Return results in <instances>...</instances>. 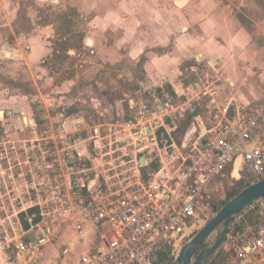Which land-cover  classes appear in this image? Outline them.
Segmentation results:
<instances>
[{"label":"built area","instance_id":"obj_1","mask_svg":"<svg viewBox=\"0 0 264 264\" xmlns=\"http://www.w3.org/2000/svg\"><path fill=\"white\" fill-rule=\"evenodd\" d=\"M215 119L211 133L178 152L161 148L155 133L136 134L134 144L151 139L155 147L150 153L155 157L144 156V164L139 155L146 147L131 155L125 147L110 148L87 163L74 153L75 136L66 133L3 145L0 176L7 169L12 178L0 177V244L10 263L41 264L44 247L65 225L81 235L87 224L96 240L80 264L174 260L210 217L239 159L241 179L254 184L264 179V98ZM94 134L90 141L97 152L101 136ZM117 151L123 155L115 157ZM155 161L157 170L151 167ZM18 184L26 191L21 193ZM241 213L225 234L230 264H264V197ZM248 215L254 216L253 223Z\"/></svg>","mask_w":264,"mask_h":264},{"label":"rangeland","instance_id":"obj_2","mask_svg":"<svg viewBox=\"0 0 264 264\" xmlns=\"http://www.w3.org/2000/svg\"><path fill=\"white\" fill-rule=\"evenodd\" d=\"M78 3L80 0L9 1L7 14L9 18L13 19V22L7 25V28L5 27L6 35L2 33L9 44L6 49L5 72H11L16 68L17 63H25L24 55L30 46L27 38L31 34L44 39L50 37L52 47L57 41L64 40V38L73 39L74 44L77 45L80 39L79 33L96 40L93 43L95 45L93 48H86L84 44L82 48L70 50L59 62L51 61V57L44 61H47L48 66L51 67L50 70L57 85L71 77L75 78V89L71 88L72 93L66 95L69 99L67 101L76 105L74 106L76 110L83 111L82 115L87 118L89 126L84 127L79 135L80 140L88 141L86 144L95 158H100V152L101 154L108 153L110 148L116 150L125 147L126 152L124 153L131 155L146 147V150H143L139 155L140 159L144 156L153 159L156 154H150L155 149L151 139L147 142L134 144L140 136L136 134L140 133H147L151 137L155 133L161 148L167 145L171 152H178L192 139L205 136L206 130L214 129L217 124L215 117L223 116L222 111L226 109L227 103L225 100L220 102L224 96L219 94L217 89L213 90L214 86L212 87L214 96L204 95L208 91L205 88L209 86L210 82L217 81L214 72H212L213 75L207 76L209 71H213L215 65H209L208 61L200 62L197 64L198 74L188 70L191 66L190 62L184 63L180 70L176 67L174 74L168 75V78H174L173 83L170 82L171 85L184 86L183 92H178L174 85L165 84L166 75L163 77L156 72L151 75L150 79L143 70L148 61L144 57L145 55L141 56L143 52L148 51L144 45H153L155 48L152 51L157 54V58L160 52L164 55L170 50V47H166L167 42H162L160 39L166 33L171 35L169 27L175 25V18H180V23L181 19L184 20V24L185 21L189 22L193 19L194 23L198 21L197 24H199L206 19L208 14H213V11L224 21L234 19L240 21V18H243L246 21L244 23L246 28L243 27V29L248 35H252L253 39H257L259 41L257 44L264 48V0H83L84 8L80 13L77 8H74ZM191 3H195L196 7L187 9V5H191ZM130 7L132 8L129 9ZM16 9H18L17 15H15ZM136 9H139V15L133 14ZM13 11L14 15H11ZM113 13L116 16L111 19ZM97 15L101 17L99 25L96 24ZM65 17L71 21L70 26L64 24L66 23ZM107 18L110 21L105 24ZM114 20L117 24H112ZM137 20H139V26L135 25ZM103 22L104 24H102ZM16 38H21L24 42L23 45L21 44L23 46L22 55H18L15 51L17 48ZM143 38L147 41L144 44H139L138 39ZM239 39L241 40L243 37H239ZM208 60H211V57ZM172 63L175 66L176 60H173ZM43 65L45 64L43 63ZM180 71L181 74H176ZM9 75H0V83L5 89L20 87L23 93L31 94L32 91L28 83L21 84L18 80H12ZM196 83L201 88L195 86ZM170 87L172 89H169ZM64 104L54 110L61 113L66 108L68 111L69 108ZM28 106L36 108L35 104L31 102ZM4 108L12 110L10 106ZM4 108H0V111L4 112ZM232 108L230 106V110L226 113L233 115ZM47 117L48 115L44 114L32 117V120H28V124L26 123L27 118L23 123L20 114L7 122L4 119L0 120L2 128L0 148L6 147L3 145L9 142L16 143L17 146L20 145L18 142L22 140V137L17 136V133L35 132L38 127L41 128V125L48 123ZM183 121L190 122L184 135L177 132ZM162 129L165 132L160 133ZM94 133H99L101 136L98 145L102 150H97V152L94 150V142L90 141V138L95 136ZM175 147L178 149L175 150ZM122 155L117 151L115 157ZM16 169L14 173H17L18 168ZM3 176L7 181L12 178L7 169L0 177ZM232 182L231 185L225 183L224 192L219 197L222 200L214 201L210 217L206 219L202 228L216 215L214 204L218 206L223 201L225 203L229 189L237 186L238 181L233 180ZM21 184H18V188L23 193L26 188L25 186L21 187ZM228 186L231 187L228 188ZM216 239L217 233H214L205 243L206 247H212ZM198 255L200 253H197Z\"/></svg>","mask_w":264,"mask_h":264},{"label":"crops","instance_id":"obj_3","mask_svg":"<svg viewBox=\"0 0 264 264\" xmlns=\"http://www.w3.org/2000/svg\"><path fill=\"white\" fill-rule=\"evenodd\" d=\"M9 1L12 2V0H0V75L10 74L9 76L12 80H18L21 84L28 83L32 92L31 94L23 93L20 87L5 89L3 84L0 83V108L10 106L12 109L5 110L4 108L5 115L3 119L7 122L17 117V114H20L24 123L25 118L32 120V117H39L41 114L48 115V123L46 125H41V128L38 127L33 133H17V136L22 137V140H24L25 138H41L45 133L71 134L77 140L74 153H81L87 163L94 161V156L86 147L85 142L80 140L79 133L84 130V127L87 128L89 126L87 118L82 115L83 111L80 110L78 112L77 110L75 114L68 116L69 110L67 111L66 108L61 113L54 110L59 109L61 104H64V101V106L69 109L76 106L67 101L69 99L66 96L70 95L72 90L75 89L76 82L75 78H70L57 85L50 68L43 65L44 61L53 55L51 38L47 37V39H44L41 36L31 34L27 38L30 46H28L27 53L24 55L25 63H17L16 68L12 69L11 72H5V66L7 65V61L5 62L7 59L6 49L9 44L2 33L6 35L7 25L13 22V19L9 18L7 14ZM82 1L80 0V3L74 7L78 9L79 13L84 8ZM195 7V3H191L186 8L192 9ZM138 10L136 9L133 14L137 15ZM212 13L208 14L206 19L199 24H197L198 21L194 23L193 19L189 22L185 21L184 24L183 19H181L180 23V18H175V25L169 27L171 35L166 33L160 39L162 42H167L166 47H170V50L164 55L160 52L157 58V54L152 51L155 47L153 45H144L145 48H148L146 49L148 51L143 52L141 56L145 55L144 57L148 60L143 69L147 73V77L151 79V75L158 72L163 77L166 75L164 82L170 85L173 83L172 80L174 78H168V75L174 74L176 67L180 70L186 62H190L189 65L191 66L188 70L192 73L195 72V74L199 72L197 64L200 62L208 61L209 65H215L213 71H209L207 76L213 75L212 72H214L217 76V81L210 82L209 86L205 88L208 91L204 95L210 94L212 96V91L217 89L219 94L224 96L220 103L224 100L227 103L226 109L222 111V114L225 115L230 110V106L233 107L232 110L235 113L238 109L248 108L264 98V48L257 44L259 42L257 39H253L252 35L247 34L245 29H243V27H246L241 21L238 19L224 21L214 11ZM17 14L18 9L15 11V15ZM11 15H14V11L11 12ZM115 16L113 13L110 18L113 19ZM106 21L105 24H108L110 19L107 18ZM100 22L101 17L97 15L96 24L99 25ZM138 22L139 20L135 22V25L139 26L140 23ZM112 24L117 23L114 20ZM239 37H243V39L240 40ZM138 40L139 44H144L147 41L145 38ZM15 41L17 43L15 51L18 55H22L21 49L24 42L21 38H16ZM94 42L96 40L92 38L87 36L84 38L86 48H93L95 46ZM210 57L211 60H208ZM173 60H176L175 66L172 63ZM176 74H181V71L180 73L176 72ZM173 85L178 92H183L185 89L184 86ZM195 86L201 88L197 83ZM187 89L189 90L188 86ZM29 102L35 104L36 108L28 106ZM213 102H215L214 99ZM131 103H134V101H131ZM218 108L220 109V107ZM212 131L213 129L206 130L207 133ZM156 162L159 166V161ZM242 168V161L239 159L235 166L229 170L230 177L227 180V185H231L233 180H241L240 175H243ZM84 228L82 234L78 235L68 225H65L62 228V232L54 236L51 242L44 247L41 264H64L71 259L73 264H80L81 256L91 250L96 240L94 228L88 224ZM56 240L57 242H55ZM72 263L68 262L65 264ZM0 264H11L8 259V252L1 244Z\"/></svg>","mask_w":264,"mask_h":264},{"label":"water","instance_id":"obj_4","mask_svg":"<svg viewBox=\"0 0 264 264\" xmlns=\"http://www.w3.org/2000/svg\"><path fill=\"white\" fill-rule=\"evenodd\" d=\"M5 112H0V120L4 118ZM150 130L148 129V132ZM142 164L145 158L141 159ZM264 197V179L258 181L239 193L228 204H226L211 220L203 227L181 250L180 254L171 264H202L224 243L225 234L229 223L251 204ZM217 233L215 243L203 255L198 258V251L205 245L207 240Z\"/></svg>","mask_w":264,"mask_h":264},{"label":"trees","instance_id":"obj_5","mask_svg":"<svg viewBox=\"0 0 264 264\" xmlns=\"http://www.w3.org/2000/svg\"><path fill=\"white\" fill-rule=\"evenodd\" d=\"M70 18V17H69ZM240 21L242 24L246 23V21L243 18H240ZM65 25L71 24V21L67 17H65ZM68 32V31H66ZM65 32V33H66ZM79 43L77 45L74 44L73 39H65L57 41L54 46H53V55L50 58L51 61H60L62 58H64L65 54L70 52V50H76L78 48H82L84 46V38L85 35L83 33H79ZM45 66L51 68L48 66L47 61L44 62ZM72 78V77H71ZM70 79V78H69ZM169 89H172L171 87ZM174 94V93H173ZM77 112L76 107H73L69 109L68 111V116L73 115ZM190 125V122L188 121H183L181 126L179 127L177 132H180L182 135H184ZM2 131L1 125H0V132ZM165 132L164 129L160 131V133ZM1 134V133H0ZM152 169L157 170L158 169V163L155 161L153 165L151 166ZM252 183H248L245 180L241 179L237 182V186L234 188H230L231 186H228L229 192L227 193V201L224 203L219 204L218 206L214 204V212L217 214L226 204H228L233 198H235L239 193H241L243 190L247 189L248 187L252 186ZM216 200H222L220 198L215 199ZM242 214V213H241ZM247 220L250 223L254 222V216L248 215ZM209 248L206 247V244L198 251L200 255H198L196 258L200 257L203 255ZM232 255L231 253L225 248V244L223 243L221 247L216 250L208 259H206L202 264H230ZM173 262V259L166 258L165 259V264H171Z\"/></svg>","mask_w":264,"mask_h":264},{"label":"bare ground","instance_id":"obj_6","mask_svg":"<svg viewBox=\"0 0 264 264\" xmlns=\"http://www.w3.org/2000/svg\"><path fill=\"white\" fill-rule=\"evenodd\" d=\"M26 123L28 124V119H26ZM180 254V253H179Z\"/></svg>","mask_w":264,"mask_h":264},{"label":"flooded vegetation","instance_id":"obj_7","mask_svg":"<svg viewBox=\"0 0 264 264\" xmlns=\"http://www.w3.org/2000/svg\"><path fill=\"white\" fill-rule=\"evenodd\" d=\"M0 136H2V133L0 134Z\"/></svg>","mask_w":264,"mask_h":264}]
</instances>
